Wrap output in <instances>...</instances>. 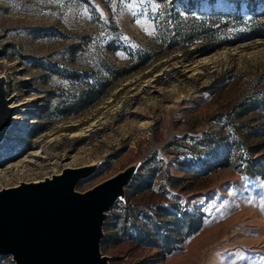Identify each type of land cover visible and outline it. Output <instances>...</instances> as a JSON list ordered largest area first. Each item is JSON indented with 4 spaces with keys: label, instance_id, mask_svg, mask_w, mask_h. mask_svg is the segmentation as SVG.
<instances>
[{
    "label": "rangeland",
    "instance_id": "rangeland-1",
    "mask_svg": "<svg viewBox=\"0 0 264 264\" xmlns=\"http://www.w3.org/2000/svg\"><path fill=\"white\" fill-rule=\"evenodd\" d=\"M133 2L0 0V188L93 165L84 192L132 166L109 264H264V37L228 44L264 31V0Z\"/></svg>",
    "mask_w": 264,
    "mask_h": 264
},
{
    "label": "water",
    "instance_id": "water-1",
    "mask_svg": "<svg viewBox=\"0 0 264 264\" xmlns=\"http://www.w3.org/2000/svg\"><path fill=\"white\" fill-rule=\"evenodd\" d=\"M11 113L0 76V142ZM93 169L68 167L37 182L0 188V255H12L15 264H109L100 251L103 221L124 194L134 167L77 191Z\"/></svg>",
    "mask_w": 264,
    "mask_h": 264
},
{
    "label": "trees",
    "instance_id": "trees-1",
    "mask_svg": "<svg viewBox=\"0 0 264 264\" xmlns=\"http://www.w3.org/2000/svg\"><path fill=\"white\" fill-rule=\"evenodd\" d=\"M262 4L264 5V2H262ZM254 5L255 4H252L253 7H254ZM252 11L254 12V10H252ZM210 13L211 14H209V16H212V15H222V16H226V17L232 16L236 21H238L241 24L245 23V22L249 23V21H247V20H242L243 15H242V13H240L239 10H237L236 12L211 11ZM260 27H261V23L258 22L257 20L253 19L252 22L250 23L249 28H247V30H245V31L238 32L235 40L233 42L228 43V44H235V43L243 42V41L250 40V39H253L256 37H264V31L262 32ZM184 31L183 30L180 31L181 34H179V35H182L185 39H187V41L192 42L193 36H190L192 34L188 33L187 31L186 32H184ZM217 47H219V46H216L213 48L216 49ZM204 52L207 53V50ZM136 56H137L136 60H140V59L143 60V62H142L143 64L147 63L150 59L146 52H139ZM136 67H138V66H135V68Z\"/></svg>",
    "mask_w": 264,
    "mask_h": 264
},
{
    "label": "snow or ice",
    "instance_id": "snow-or-ice-1",
    "mask_svg": "<svg viewBox=\"0 0 264 264\" xmlns=\"http://www.w3.org/2000/svg\"><path fill=\"white\" fill-rule=\"evenodd\" d=\"M139 3H140V4L145 3V0H139ZM136 6H137V4L135 3V0H134L133 3H131V4L128 5V7H129L130 9L135 8Z\"/></svg>",
    "mask_w": 264,
    "mask_h": 264
},
{
    "label": "bare ground",
    "instance_id": "bare-ground-1",
    "mask_svg": "<svg viewBox=\"0 0 264 264\" xmlns=\"http://www.w3.org/2000/svg\"><path fill=\"white\" fill-rule=\"evenodd\" d=\"M6 133V132H5ZM5 135V134H4Z\"/></svg>",
    "mask_w": 264,
    "mask_h": 264
}]
</instances>
